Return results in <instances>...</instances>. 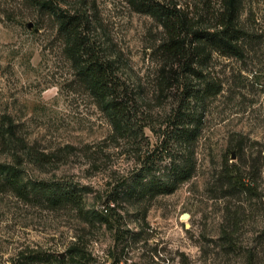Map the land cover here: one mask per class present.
<instances>
[{
    "label": "rangeland",
    "instance_id": "374dc122",
    "mask_svg": "<svg viewBox=\"0 0 264 264\" xmlns=\"http://www.w3.org/2000/svg\"><path fill=\"white\" fill-rule=\"evenodd\" d=\"M54 1L84 14L95 51L114 61L139 136L118 135L77 75L53 11L0 0V161L20 164L29 179L84 188L85 210L106 218L0 189V264H264V0H240L242 54L213 51L202 66L222 90L206 101L193 176L143 201L109 197L174 119L182 65L191 61L170 57L165 27L130 0ZM154 1L181 10L197 29L216 30L226 11L225 0ZM162 73L172 84L161 91ZM235 170L257 194L239 192ZM75 246L80 253L71 255ZM37 251L46 260L29 262Z\"/></svg>",
    "mask_w": 264,
    "mask_h": 264
},
{
    "label": "trees",
    "instance_id": "16d2710c",
    "mask_svg": "<svg viewBox=\"0 0 264 264\" xmlns=\"http://www.w3.org/2000/svg\"><path fill=\"white\" fill-rule=\"evenodd\" d=\"M33 1L55 13L65 52L83 84L94 95L98 104L107 111L118 135L134 134L138 137L139 132L132 114L134 100L128 97V92L114 79L116 75L114 61L102 58L88 39L84 30L86 26L84 14L58 7L54 0ZM130 2L135 9L152 14L165 27L168 40L163 45L170 57L185 58L191 62L182 65L185 77L182 86L184 95L181 97L174 119L169 121L161 132L160 129L156 132V140L150 142L147 150L141 154L136 171L131 176H123L121 185L114 188L113 194L109 197L114 201H118L120 197L143 201L162 193H171L193 176L197 167L193 152L202 132L206 101L222 90L220 83L203 77L202 66L213 51H218L222 55L242 54V49L246 45L244 41L248 35V31L239 22L240 0H225L226 11L220 16L216 30L213 31L207 28H194L184 12L164 6L159 1L130 0ZM170 69L173 71L172 67ZM175 75L179 73L176 72ZM192 77L200 82H196L197 80ZM175 78L179 80V77ZM161 79L159 74L157 84L161 91L172 84L171 78L164 73ZM8 137L14 140L10 132ZM231 173L233 176L230 181L239 192L258 193L257 187L253 190L254 186H250L253 182L245 172L235 170ZM5 188L12 189L23 197L37 198L53 207L73 205L78 210H84L86 218L106 219L94 209L85 210L84 188L47 178L29 179L26 178L20 164L0 161V189ZM109 208L112 210L115 206L110 205ZM79 253L76 246L70 248L71 255ZM25 257L29 258V262L46 260L41 251L29 253ZM54 258L62 259L58 255Z\"/></svg>",
    "mask_w": 264,
    "mask_h": 264
},
{
    "label": "water",
    "instance_id": "95a60500",
    "mask_svg": "<svg viewBox=\"0 0 264 264\" xmlns=\"http://www.w3.org/2000/svg\"><path fill=\"white\" fill-rule=\"evenodd\" d=\"M28 25L31 26L32 22H29ZM35 30H38V28H35ZM60 255H63V253L62 254L60 253Z\"/></svg>",
    "mask_w": 264,
    "mask_h": 264
}]
</instances>
